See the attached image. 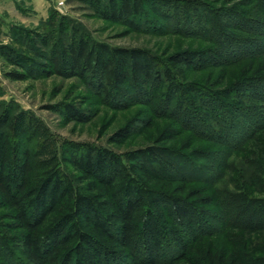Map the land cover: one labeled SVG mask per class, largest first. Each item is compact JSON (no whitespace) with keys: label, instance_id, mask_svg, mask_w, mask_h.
<instances>
[{"label":"rangeland","instance_id":"1","mask_svg":"<svg viewBox=\"0 0 264 264\" xmlns=\"http://www.w3.org/2000/svg\"><path fill=\"white\" fill-rule=\"evenodd\" d=\"M59 1L63 2L62 6H58ZM136 1L140 3L141 14L127 22L100 14L109 15V0H99V5L89 0H53L44 19L37 23L12 24L10 28L16 27L23 32L19 41L24 50L7 49V59L0 58V118L6 113L14 118V147L24 144L36 151L37 163H59L66 169L69 166L64 161V151L71 144L105 148L122 156L146 147L181 150L188 141L192 142L193 148L184 151L194 165L195 172L191 170V173L205 180L193 186L212 196V206L208 208L212 215L208 223L223 231L222 235H215L214 240L224 241L225 235L237 233L235 222L250 215L251 211L243 209L247 201L264 199V176L259 183L248 174L252 154L258 152V139L245 144V136L234 141L225 137L226 132L216 124L207 105L219 106L215 111L220 121L232 115L243 123L238 114L242 110L264 117V101L258 99L259 90L243 87L264 80V51L253 46L256 42L264 44V28H250L254 21L264 23V4L258 0ZM19 2L20 13L32 15L26 0ZM220 35H228L235 41L246 40L251 46L242 50V46L233 45V52L230 48L225 50L217 45ZM6 36L5 40H0V46L10 48L9 31ZM79 40L86 42L87 48L97 44L110 50L135 51L140 63L148 59L153 67L152 74L150 78L140 77L137 86L128 78L119 86L121 94L118 95L117 90L108 85L107 77L99 80L91 72L70 74L65 69V58L60 63V72L53 73L50 52L56 54ZM182 51L198 53L203 61L187 69L183 77L173 74L172 85L176 83L181 89L172 96L171 82L164 77L158 80L156 71L163 72L167 57ZM106 57V52L98 50L89 62ZM41 65L50 73H40L38 66ZM97 70L101 73L100 68ZM10 72L25 75L24 79H13L8 76ZM239 84L237 89L235 86ZM227 88H232L230 97L225 91ZM186 89L189 90L186 92ZM148 91L149 96H137L139 92ZM106 92L114 98L110 100ZM170 96L173 102L168 107ZM62 104L79 109L89 120L66 121L58 109ZM186 119L191 121L187 125ZM206 125L213 128L206 129ZM250 125L243 124L244 127ZM167 126H172L179 135L173 142L162 143L159 138ZM122 129L129 131V138L121 144L111 142L110 138ZM215 135L225 138V142L219 145L207 139ZM240 141H243V148ZM237 147H241V151ZM198 207L201 206L198 204ZM221 208L226 212L223 217L219 212ZM3 213L0 211V224L8 221L2 218ZM0 233L3 234L1 229ZM249 242L264 251V236L252 235Z\"/></svg>","mask_w":264,"mask_h":264},{"label":"trees","instance_id":"2","mask_svg":"<svg viewBox=\"0 0 264 264\" xmlns=\"http://www.w3.org/2000/svg\"><path fill=\"white\" fill-rule=\"evenodd\" d=\"M89 1L99 5V0ZM258 1L264 4V0ZM109 4V15L100 14L115 21H132L141 14L136 0H109ZM254 22L250 28H264V23ZM9 35L12 45L0 46L1 59H7V49L24 50L19 41L23 32L11 27ZM235 40L220 35L217 45L225 50L230 48L231 52L233 45L242 46V50L251 46L246 40ZM256 43L253 46L264 51V44ZM98 50L106 52L107 57L90 63V57ZM50 54L53 73L60 72V63L65 58V69L70 74L91 72L99 80L107 77L108 85L118 95L121 94L119 86L128 78L137 86L139 78H150L153 70L148 59L139 62L135 51L110 50L97 44L87 48L83 40ZM199 55L189 51L174 53L167 57L164 71H156L158 80L164 77L171 82L172 96L181 89L176 83V87L172 85L174 75L183 77L187 69L201 64ZM243 55L246 58V53ZM46 68L38 66L40 73L49 74ZM97 68L102 75L97 73ZM8 76L24 79L25 75L10 72ZM243 87L258 89L259 93L255 94L264 101L263 79ZM230 90L225 89L228 97L232 94ZM139 95L149 96L150 92H139ZM106 96L110 100L114 98L113 95L110 98L109 92ZM172 96L168 107L172 105ZM207 106L216 124L226 132L225 137L234 141L245 136V144L258 139V152L252 154L248 174L260 183L259 179L264 176V117L242 110L238 114L243 123L232 115L220 121L215 111L219 106L213 103ZM58 109L68 122L89 120L73 106L62 104ZM13 121L8 113L0 118V211L4 212L2 218L8 220L0 224L3 232L0 233V264H264L263 249L249 242L252 235L264 236V199L247 201L243 209L251 213L245 220L235 222L237 233L225 235L224 241H215L213 237L222 235L223 231L208 223L212 196L193 186L205 180L191 173L194 165L184 151L193 148L192 142L188 141L181 150L146 147L122 156L105 148L71 144L64 151V161L69 166L66 169L59 163H37L36 151L24 144L14 147ZM187 122L190 119L184 121ZM244 123L251 125L244 127ZM203 133L198 134L203 137ZM129 135L127 129H122L110 141L121 144ZM178 135L172 126H167L159 139L162 143L173 142ZM207 139L219 145L225 142L218 135ZM241 147L237 150L241 151ZM223 210L219 211L221 217L226 215ZM256 216L259 217L255 219Z\"/></svg>","mask_w":264,"mask_h":264},{"label":"crops","instance_id":"3","mask_svg":"<svg viewBox=\"0 0 264 264\" xmlns=\"http://www.w3.org/2000/svg\"><path fill=\"white\" fill-rule=\"evenodd\" d=\"M20 0H0V40L6 39L10 26L15 22L24 23L25 21H36L44 19L47 16L48 8L53 0H26V5L30 13L24 16L20 13L18 7ZM31 16V17H30ZM32 18V20H30ZM34 19V20H33ZM33 23V22H30Z\"/></svg>","mask_w":264,"mask_h":264},{"label":"built area","instance_id":"4","mask_svg":"<svg viewBox=\"0 0 264 264\" xmlns=\"http://www.w3.org/2000/svg\"><path fill=\"white\" fill-rule=\"evenodd\" d=\"M63 5V2L62 1H59L58 2V6H62Z\"/></svg>","mask_w":264,"mask_h":264}]
</instances>
